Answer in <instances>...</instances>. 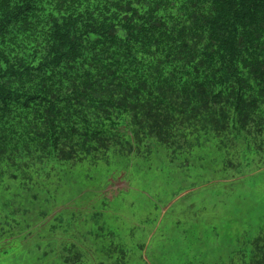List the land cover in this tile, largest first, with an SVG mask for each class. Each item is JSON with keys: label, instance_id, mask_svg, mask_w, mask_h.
<instances>
[{"label": "trees", "instance_id": "1", "mask_svg": "<svg viewBox=\"0 0 264 264\" xmlns=\"http://www.w3.org/2000/svg\"><path fill=\"white\" fill-rule=\"evenodd\" d=\"M149 144L185 158L215 148L234 168L237 154L264 160V0H0V241L32 215L62 225L47 231L67 237L61 253L51 241L56 264H125L122 245L100 249L92 210L68 225L56 209L87 194L49 176ZM221 264H264V233Z\"/></svg>", "mask_w": 264, "mask_h": 264}, {"label": "rangeland", "instance_id": "2", "mask_svg": "<svg viewBox=\"0 0 264 264\" xmlns=\"http://www.w3.org/2000/svg\"><path fill=\"white\" fill-rule=\"evenodd\" d=\"M214 149L205 148L185 158L149 144L148 149L128 155L112 149L108 160L98 163L58 165L50 171L51 183L57 185L59 177L64 195L79 187L87 196L56 210L68 209L72 227L86 220L92 210L88 220L98 224L94 235L104 229L100 249L112 242L122 245L128 254L125 264H221L248 249L264 233V160L256 155L247 166L237 154L234 168L226 164L223 152ZM7 184L4 177L0 186ZM32 194L38 199L44 195L36 190ZM21 202L15 207L19 221ZM35 203L27 199L29 206ZM9 204L0 197V212ZM74 210L82 215L70 214ZM33 219L32 215L23 218V229L28 224L26 229L31 232L21 233L24 230L19 228L13 235L4 234L0 264H56L61 260L51 251V241H58L61 253L67 237L47 231L62 225L59 221L39 225ZM84 235L81 226L75 234L79 244L88 237L84 248L88 249L86 244L95 249L93 241L89 243L92 235Z\"/></svg>", "mask_w": 264, "mask_h": 264}]
</instances>
